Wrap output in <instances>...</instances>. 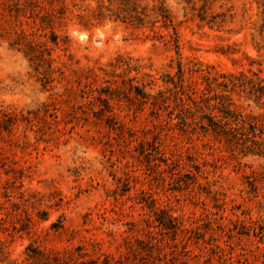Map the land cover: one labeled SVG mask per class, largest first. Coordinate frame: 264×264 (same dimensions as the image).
<instances>
[{"label": "rangeland", "instance_id": "rangeland-1", "mask_svg": "<svg viewBox=\"0 0 264 264\" xmlns=\"http://www.w3.org/2000/svg\"><path fill=\"white\" fill-rule=\"evenodd\" d=\"M0 264H264V0H0Z\"/></svg>", "mask_w": 264, "mask_h": 264}]
</instances>
